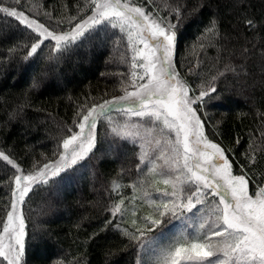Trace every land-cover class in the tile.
<instances>
[{
	"label": "trees",
	"instance_id": "1",
	"mask_svg": "<svg viewBox=\"0 0 264 264\" xmlns=\"http://www.w3.org/2000/svg\"><path fill=\"white\" fill-rule=\"evenodd\" d=\"M132 2L176 24V71L192 95L208 85L217 89L194 105L205 135L226 150L233 174L247 173L255 191L264 181V0ZM0 7L24 11L57 32L91 13L86 0H0ZM36 40V33L0 13V151L25 173L55 164L68 130L78 131V113L122 96L132 71V52L119 28L98 26L63 53L46 40L26 59ZM96 132V147L85 160L35 185L20 205L26 232L22 264H152L130 236L145 227L144 217L154 215L150 197L137 199L142 192L129 186L143 177L137 170L139 143L113 136L101 120ZM17 174L0 160V230ZM121 199L124 212L113 216ZM171 220L166 217L150 235L165 232ZM0 264L7 262L0 257Z\"/></svg>",
	"mask_w": 264,
	"mask_h": 264
},
{
	"label": "snow or ice",
	"instance_id": "2",
	"mask_svg": "<svg viewBox=\"0 0 264 264\" xmlns=\"http://www.w3.org/2000/svg\"><path fill=\"white\" fill-rule=\"evenodd\" d=\"M15 2L19 4L20 0ZM86 4L91 15L63 32L50 30L24 11L0 7V13L36 33L37 40L31 44L26 59L37 54L46 40L54 41V51L63 53L98 26L119 28L126 34L132 52L131 80L122 88L124 94L78 113V131L68 130L71 134L63 139V151L55 164H44L25 173L0 151V160L18 173L13 178L10 210L0 230V257L7 264H22L26 232L20 205L35 185L48 184L50 178L60 176L93 152L97 122L103 117L113 136L139 143L137 170L144 173L141 165H147V170L139 181L129 185L134 192H142L143 197L136 198L150 197L148 189L159 193V198L148 200L154 215L144 217L145 227H136V232L130 234L142 250H155L154 245L166 235L162 230L157 236L150 235L166 217L180 219L193 209L206 213L194 235L181 233L159 249L156 264H264V181L250 191L247 173L233 174L226 150L205 135V125L193 105L211 98L217 89L208 85L198 95H190L193 90L180 77L173 61L176 24L132 0H86ZM74 20L72 17L68 22ZM247 23L252 26V21ZM113 108L126 117L123 123L113 121L109 115ZM249 159L255 162L254 156ZM120 187L114 182V190ZM123 205L121 199L111 209L112 215H122ZM132 224L136 226V221Z\"/></svg>",
	"mask_w": 264,
	"mask_h": 264
},
{
	"label": "rangeland",
	"instance_id": "3",
	"mask_svg": "<svg viewBox=\"0 0 264 264\" xmlns=\"http://www.w3.org/2000/svg\"><path fill=\"white\" fill-rule=\"evenodd\" d=\"M89 15H91V13ZM89 15H87V16H89ZM87 16L84 19H86ZM29 18H32V17L29 16ZM141 47H142V45H141ZM190 95H192V94L190 93ZM193 107H195V106L193 105ZM109 115H111L113 121H117L120 123H123L126 119V117H124L120 112L116 111L115 108H113L110 111ZM133 119H135V118H133ZM100 120L105 122L109 127L108 121L105 118L102 117ZM109 130H110V127H109ZM141 168H143L145 170L143 173V176H144V174L146 173V170H147V165H142ZM235 175H238V174H235ZM158 187L164 188L165 186L164 185H158ZM141 196H143L142 193H141ZM157 198H159V193H156L154 190L151 189V196L149 199H157ZM199 207H201V206L198 205L197 208H199ZM150 208H151L150 210L154 214V207L151 206ZM193 213H196V215H193ZM205 214L206 213H203V212L197 213V210L193 209L192 213H185L184 217H181L180 219L173 218L171 220V223H173V224L164 232L166 235L164 237H161L158 240L157 244L154 245L155 250H153V249L142 250L141 249L142 250L141 253L144 254V258L147 260L149 259V261H151L152 264H156L159 249L167 247L168 244L171 241H173L176 237L180 236L181 233H185L188 235H194L198 229V225L200 223L201 217H203ZM186 217L190 218V219H186Z\"/></svg>",
	"mask_w": 264,
	"mask_h": 264
}]
</instances>
